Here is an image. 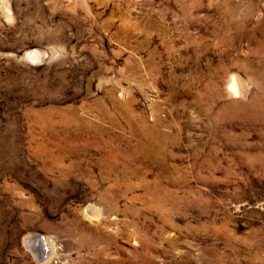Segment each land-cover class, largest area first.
Segmentation results:
<instances>
[{"label":"rangeland","instance_id":"obj_1","mask_svg":"<svg viewBox=\"0 0 264 264\" xmlns=\"http://www.w3.org/2000/svg\"><path fill=\"white\" fill-rule=\"evenodd\" d=\"M263 10L0 0V264H264Z\"/></svg>","mask_w":264,"mask_h":264},{"label":"bare ground","instance_id":"obj_2","mask_svg":"<svg viewBox=\"0 0 264 264\" xmlns=\"http://www.w3.org/2000/svg\"><path fill=\"white\" fill-rule=\"evenodd\" d=\"M264 12V10H263ZM262 25H264V21H262ZM40 54V53H39ZM33 56L38 59L39 55L38 53H33ZM41 56V55H40ZM239 87H240V83L239 81L235 78L232 77L231 80L228 82V88H227V93L229 97H232L234 95H239ZM128 159V158H127ZM117 160V159H116ZM160 161V160H159ZM120 164V163H119ZM112 166V165H111ZM161 168V167H160ZM101 172V171H100ZM125 179V178H124ZM107 181V180H106ZM91 212V211H90ZM92 215H95V212L92 211ZM94 217V216H93ZM39 242L42 245V249L40 250L39 247ZM36 241L35 238H29V240H27L26 245L28 248L31 249V251L33 252L34 255H36L38 257V260H45L47 257L48 252L51 254L50 249L48 248V244H44V241L40 240V241ZM46 243V242H45ZM37 245V246H36ZM39 247V249L37 248Z\"/></svg>","mask_w":264,"mask_h":264}]
</instances>
